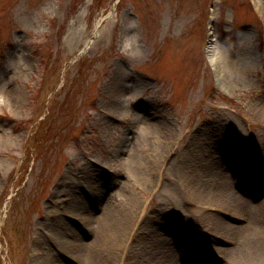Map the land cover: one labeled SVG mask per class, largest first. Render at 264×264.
I'll use <instances>...</instances> for the list:
<instances>
[{"label":"rangeland","instance_id":"1","mask_svg":"<svg viewBox=\"0 0 264 264\" xmlns=\"http://www.w3.org/2000/svg\"><path fill=\"white\" fill-rule=\"evenodd\" d=\"M262 102L264 0H0V264L58 257L50 216L73 214L65 191L77 182L87 192L70 200L101 221L142 199L164 227L146 220L138 231L162 237L175 263L228 261L233 237L189 223L176 183L212 166L232 180L233 165L247 175L233 194L263 220ZM158 150L171 181L154 189L138 174ZM196 155L207 161L189 173ZM66 222L88 264L92 225ZM140 234L129 264L148 262Z\"/></svg>","mask_w":264,"mask_h":264},{"label":"bare ground","instance_id":"2","mask_svg":"<svg viewBox=\"0 0 264 264\" xmlns=\"http://www.w3.org/2000/svg\"><path fill=\"white\" fill-rule=\"evenodd\" d=\"M211 54L213 56L212 62L216 60L218 64L223 63L219 50H212ZM259 107L264 111V102ZM164 154L166 153L163 150H158L152 155L151 161L140 165V168L142 167L141 172L139 171L138 174L140 182L147 185L152 183V187L157 189L165 181H171L162 176L164 161L161 156ZM122 161H124V158H122ZM127 161L125 160V163ZM206 161L207 159H204V157L198 158L196 155L192 160V164H186V170L191 173L194 166L197 167V164ZM211 168L204 169L198 176L187 174L176 183L179 191L184 196V209L190 214L184 215V218L192 225L196 222L195 220L202 219L205 223L204 230L206 232L215 230L216 240L228 242L225 236L230 235L233 239L235 236L236 239H232L231 246L227 249L229 250L230 259L228 261L223 260L224 264H264V219L258 217V223L257 216L253 211L245 207L250 206L248 202L233 194L235 184H238L240 179H245L246 175L234 167V173H231L234 180H229L224 175L227 171L223 167L225 172L222 168L216 169L214 166ZM213 185L215 186L214 189L211 188ZM83 187L79 182L67 185L66 200L69 201L68 207L73 214L60 213L56 210L50 216L54 218L55 224L50 229L52 233L48 237L46 235V240L50 246L56 248L58 257L40 254L33 260L32 264H85L77 254L79 247L81 246L82 251L85 245L77 241H71L66 237L68 230H70L66 221L82 223V228L92 225L89 232L94 235V239L86 245L90 252L88 264H129L132 243L135 237L140 234L138 230L140 227L142 228L145 221L152 220L156 222L161 227L159 230L162 231L164 227L162 222L156 216H151V212L144 208V202L139 197L134 198L133 204L131 201H126L124 207L120 210L106 209L107 213L102 217V221L95 215V212L88 215L83 205L75 202L74 199L70 200L75 197L73 194H76V197H81L82 195L77 196L81 194L80 191L87 192ZM253 204V207L259 206V203ZM260 204H264V200ZM253 210L258 211L257 209ZM210 211L225 215L238 223H226L219 217L213 216V219H211L208 217ZM172 225V223H169L168 227L170 228ZM142 235L148 237L144 239V245L139 246L137 251L144 248L149 249L148 255L144 256L145 258L148 256L147 264H180V261L175 263V259L173 261L169 251H164L161 245L158 244V242L163 243L162 237L153 231L144 232ZM142 235L140 234V236ZM59 240H61V245H58L60 248H57ZM211 250L215 254H221L224 249L213 245ZM166 254L169 255V259H166ZM183 258L182 254L178 256V260ZM193 263L198 264L195 261Z\"/></svg>","mask_w":264,"mask_h":264}]
</instances>
